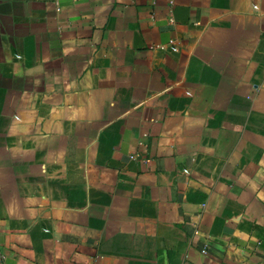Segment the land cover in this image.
I'll list each match as a JSON object with an SVG mask.
<instances>
[{
  "label": "crops",
  "instance_id": "1",
  "mask_svg": "<svg viewBox=\"0 0 264 264\" xmlns=\"http://www.w3.org/2000/svg\"><path fill=\"white\" fill-rule=\"evenodd\" d=\"M184 261L264 264V0H0V264Z\"/></svg>",
  "mask_w": 264,
  "mask_h": 264
},
{
  "label": "built area",
  "instance_id": "2",
  "mask_svg": "<svg viewBox=\"0 0 264 264\" xmlns=\"http://www.w3.org/2000/svg\"><path fill=\"white\" fill-rule=\"evenodd\" d=\"M158 47H162V46L161 45H158ZM201 252H205V249H203ZM181 264H193V263H191L190 261H184Z\"/></svg>",
  "mask_w": 264,
  "mask_h": 264
}]
</instances>
